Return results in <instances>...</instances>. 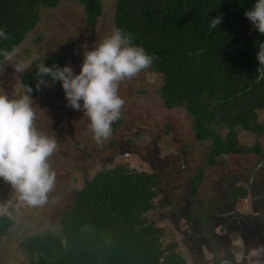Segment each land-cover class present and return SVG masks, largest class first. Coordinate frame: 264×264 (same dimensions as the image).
I'll list each match as a JSON object with an SVG mask.
<instances>
[{
    "label": "trees",
    "instance_id": "16d2710c",
    "mask_svg": "<svg viewBox=\"0 0 264 264\" xmlns=\"http://www.w3.org/2000/svg\"><path fill=\"white\" fill-rule=\"evenodd\" d=\"M71 1L81 5L94 41L103 0H0V27L9 38L0 49L20 46L41 20L42 9ZM254 0H118L115 24L130 34L135 44L155 56L150 66L163 76L160 95L169 110L185 109L194 119L196 139L210 141L208 166L229 155L262 154L260 145L239 143V130L264 134V76L257 60L264 34L253 29L245 12ZM222 16L212 29L211 18ZM67 58L48 59L46 66L63 67ZM4 59L0 57V73ZM38 69L24 77L23 89L38 96L48 87H36ZM50 79V78H49ZM120 121L115 124L116 129ZM228 130L224 138L220 134ZM204 174L194 181V191ZM1 184L10 182L0 178ZM195 194V193H194ZM195 194V195H196ZM249 197L236 188L238 202ZM168 202L160 199L157 174L139 172L119 163L99 170L78 190L69 210L63 212L57 231L32 234L20 241L29 256L24 264H189L175 242L167 243L166 230L149 214ZM197 205L186 218L191 223ZM15 227L9 215L0 216V243Z\"/></svg>",
    "mask_w": 264,
    "mask_h": 264
},
{
    "label": "rangeland",
    "instance_id": "374dc122",
    "mask_svg": "<svg viewBox=\"0 0 264 264\" xmlns=\"http://www.w3.org/2000/svg\"><path fill=\"white\" fill-rule=\"evenodd\" d=\"M117 1L103 0V13L98 19L94 41L87 27L85 10L78 3L64 1L57 8L42 9L40 22L19 46L22 53L13 62L4 60L0 92L10 98L26 94L23 89L24 77L56 56L67 58L65 65H70L78 73L85 45L91 50L95 43L101 42L116 28ZM17 61L26 63L28 69L23 73L15 72L12 64ZM162 86L163 76L151 67L132 79L120 82L119 95L125 103L120 118L112 124L111 137L103 143H97L93 138L90 120L84 112L68 106L60 82L54 83L40 95L32 96L35 126L57 140V149L49 161L56 173V181L47 194V200L38 205L21 199V194L11 183H0V216L9 215L15 222L9 238L0 243V264L28 263L29 256L20 248V241L28 235L57 231L61 214L73 205L78 190L99 170L114 168L119 163L139 172L158 175L160 199L165 198L168 205L166 208L158 207L149 217L166 230L167 243L175 242L179 246L178 253L189 264H213V255L211 250L203 248L206 251L202 253L200 249L193 248L194 242L185 239L184 234L189 235L192 223H188L185 216H180L197 205H204L206 209L215 205L217 207L209 214H203L202 218L210 217L213 218L211 223L219 222L212 215L231 202V198L226 197L228 185L233 183L232 189L245 188L249 197L247 201H238L237 208L248 214L244 218L254 227L258 225L260 229L257 231L262 233L256 237L249 231V224L242 238L233 236V233L226 236L232 240L234 247L231 250L242 264H264V212L252 211L250 187L253 181L259 193L258 183L264 182V134L258 136L238 131L240 145L247 148L260 145L262 154L221 156L216 166H208L211 142L197 141L194 119L185 109L169 110L165 107L160 95ZM119 121L121 123L115 129ZM263 122L264 113H261L260 123ZM220 134L225 138L228 130ZM201 174H204L205 183L196 194L193 192V181ZM190 190L194 196L192 200ZM260 194L263 198L258 206L262 210L264 192L260 191ZM188 201L192 203L189 207ZM237 218L236 225L239 223ZM198 224L195 223V229ZM220 233L226 234L224 230ZM198 238L201 242L202 237Z\"/></svg>",
    "mask_w": 264,
    "mask_h": 264
},
{
    "label": "clouds",
    "instance_id": "9594fccd",
    "mask_svg": "<svg viewBox=\"0 0 264 264\" xmlns=\"http://www.w3.org/2000/svg\"><path fill=\"white\" fill-rule=\"evenodd\" d=\"M245 16L254 30L264 34V0H254ZM222 21V16L211 18L210 27L216 29ZM8 38L7 31L0 27V41ZM21 53L19 46L11 51L0 49V57L8 62L15 61ZM256 56L264 76V42H259ZM154 60L155 56L135 44L130 34L116 27L91 50L85 45L78 73L70 65L41 63L37 67L36 87L60 82L68 106L84 112L90 120L93 138L103 143L111 137L112 124L120 118L125 103L119 95L120 82L132 79L149 68ZM12 67L17 73L28 69L23 61L13 63ZM32 92L29 87L19 98H10L0 92V178L10 182L21 194V199L38 205L47 200V194L55 185L56 173L49 161L57 149V140L35 126Z\"/></svg>",
    "mask_w": 264,
    "mask_h": 264
},
{
    "label": "flooded vegetation",
    "instance_id": "af4514ba",
    "mask_svg": "<svg viewBox=\"0 0 264 264\" xmlns=\"http://www.w3.org/2000/svg\"><path fill=\"white\" fill-rule=\"evenodd\" d=\"M182 167H184V165ZM231 184H233V183H231ZM231 184L228 185V187L226 189V191H228L227 196L226 195L225 196L229 197V191H230L231 198L234 200L235 199L234 198L235 189L231 188V186H233ZM258 184L260 185L259 193H260V191H261V193H263L264 192V182L258 183ZM193 197L194 196H192L191 190H190V199L192 200ZM189 202L190 201H188V205H187L188 207L190 206V204L192 205V203L191 202L189 203ZM214 207L216 208L217 206L210 205L204 212H203V210H201L202 214L200 215L199 220H198L197 216L193 218V220L191 222L192 223L191 232L189 233L188 236L184 234L185 239L187 241L192 240V242H194L193 248L200 249L202 251V253H204L206 250H211L210 253H212V255H213V258H212L213 264H224V263H226V264H242V262H240L236 258V255L231 250L232 247H234V246L232 244V240L227 236H230L234 231L239 230L240 227H242V229L245 230L247 228L246 226H248L250 224L251 226H248L250 229L249 231L252 232V234L256 235V237H257L262 233V232L257 231L258 229H260V227L258 225L256 227H254L253 223L249 222V221H247L246 224H243L241 222V226L239 225V223H237L238 225H236L235 219L237 218V215L236 216L234 215L235 212H234L233 206H231L230 204L224 205L222 207V209L220 208L219 212L221 213V215H219V217L221 216V218H219V217H218L219 219L216 218V220L219 222L211 223L213 218L210 219V217L207 215H206V217H209V218H205V217L202 218L203 214H209L210 210H212ZM229 210L231 211L230 213H228ZM189 212H190L189 210L184 212L180 217H183V216L186 217ZM214 214H216V213H214ZM237 220H238V218H237ZM196 222H199V224L196 226V229H195L194 225ZM203 225H204V228H202ZM222 230H224L226 232L225 235H222V233H220V231H222ZM193 232L195 234H193ZM234 236H237V235H234ZM198 237H202L201 242H199ZM239 237L242 238L243 235H241ZM253 237L254 236H252L251 238H253ZM195 239H196V241H194ZM203 248H205L206 250L204 251ZM244 252H245V250H244Z\"/></svg>",
    "mask_w": 264,
    "mask_h": 264
},
{
    "label": "crops",
    "instance_id": "0c3cea01",
    "mask_svg": "<svg viewBox=\"0 0 264 264\" xmlns=\"http://www.w3.org/2000/svg\"><path fill=\"white\" fill-rule=\"evenodd\" d=\"M195 181V180H194ZM193 181V182H194ZM205 183V177H204V180H203V182H202V184L199 186V188H198V191H199V189H200V187L203 185ZM251 183V191H252V193H251V197H252V206H251V209H252V211H254V212H257V213H262V212H264V208L261 210L260 208H259V206H258V202L263 198V195L262 194H260V193H257L256 192V189H255V187H254V185H253V181H251L250 182ZM223 186V184H221V186L220 187H222ZM226 191V190H225ZM227 198H231V196H229V197H227ZM227 204H232L233 205V209H234V215L236 216V214L237 215H239V218H238V220H239V225L241 226V222L243 223V224H246V222L248 221V220H246L244 217H247L248 216V214H246L245 212H241L238 208H237V201L234 199H232L231 198V202H229V203H227ZM199 207H200V209L201 210H203V212L206 210V208H203V206L204 205H198ZM203 208V209H202ZM221 209H222V206H221ZM231 211L229 210L228 211V213H230ZM200 213H202V211L201 212H199V216L198 215H196L197 217H198V219H200ZM238 213H240V214H238ZM252 213V212H251ZM219 215H221V213L220 212H218V213H216V214H213L212 216H214L215 218H218L219 217ZM261 221H263V220H261ZM233 234L234 235H237V237H239V236H241V235H245L246 233H245V230L244 229H242V227H240V229L239 230H236V231H234L233 232ZM233 235V236H234ZM234 239V238H233Z\"/></svg>",
    "mask_w": 264,
    "mask_h": 264
},
{
    "label": "water",
    "instance_id": "95a60500",
    "mask_svg": "<svg viewBox=\"0 0 264 264\" xmlns=\"http://www.w3.org/2000/svg\"><path fill=\"white\" fill-rule=\"evenodd\" d=\"M224 264H226V263H224Z\"/></svg>",
    "mask_w": 264,
    "mask_h": 264
}]
</instances>
